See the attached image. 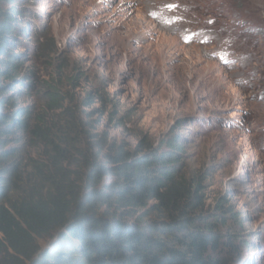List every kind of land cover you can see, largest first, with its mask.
Returning <instances> with one entry per match:
<instances>
[{"label":"rangeland","instance_id":"obj_1","mask_svg":"<svg viewBox=\"0 0 264 264\" xmlns=\"http://www.w3.org/2000/svg\"><path fill=\"white\" fill-rule=\"evenodd\" d=\"M0 7L23 10L6 46L25 81L2 88L0 109L27 111V126L1 140L0 155L11 157L0 161V203L41 193L52 176L84 178L86 153L102 163L120 144L168 153L177 141L202 213L224 219L225 209L243 219L216 228L251 244L233 264H264V0Z\"/></svg>","mask_w":264,"mask_h":264},{"label":"trees","instance_id":"obj_2","mask_svg":"<svg viewBox=\"0 0 264 264\" xmlns=\"http://www.w3.org/2000/svg\"><path fill=\"white\" fill-rule=\"evenodd\" d=\"M18 14L23 10L0 7V55L8 53L0 57L4 97L6 85L25 82L22 61L6 46L20 29ZM14 108L0 109V143L13 128L27 126L26 109ZM168 145L173 152L137 153L120 144L102 163L86 153L84 178L52 176L41 193L0 203V264H233L242 246L251 244L241 232L216 228L243 219L222 209L229 217L219 213L224 219L209 220L197 187L193 191L180 168L183 146ZM10 157L0 155V161Z\"/></svg>","mask_w":264,"mask_h":264},{"label":"bare ground","instance_id":"obj_3","mask_svg":"<svg viewBox=\"0 0 264 264\" xmlns=\"http://www.w3.org/2000/svg\"><path fill=\"white\" fill-rule=\"evenodd\" d=\"M140 27H138L137 29H135V30H143V28H141V29H139ZM146 32H148V29H146V31H144V34H146ZM169 49H171V47H172V44H169Z\"/></svg>","mask_w":264,"mask_h":264}]
</instances>
